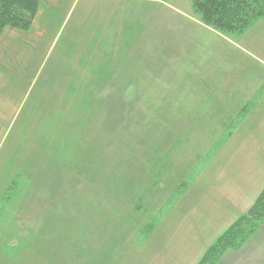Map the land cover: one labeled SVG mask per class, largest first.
Here are the masks:
<instances>
[{
  "label": "rangeland",
  "instance_id": "obj_1",
  "mask_svg": "<svg viewBox=\"0 0 264 264\" xmlns=\"http://www.w3.org/2000/svg\"><path fill=\"white\" fill-rule=\"evenodd\" d=\"M198 3L71 4L21 112L0 118V264H141L127 246L173 234L183 201L215 185L218 149L261 129L264 0L221 22ZM240 224L197 264L229 261L264 203Z\"/></svg>",
  "mask_w": 264,
  "mask_h": 264
},
{
  "label": "crops",
  "instance_id": "obj_2",
  "mask_svg": "<svg viewBox=\"0 0 264 264\" xmlns=\"http://www.w3.org/2000/svg\"><path fill=\"white\" fill-rule=\"evenodd\" d=\"M74 1L38 0L37 13L27 30L5 28L0 33V118L3 122L13 121L21 112L31 74L46 58ZM68 37L70 45L76 46L73 34ZM261 104L264 109V94ZM262 115L260 130L244 128L245 137L240 138L243 130L238 127L228 144L218 149L215 185L205 195L197 193L195 198L183 201L185 207L174 216L177 219L173 220V234H153L141 246H127V250L136 248V256L143 260L141 264H197L217 237L246 216L264 191V110ZM228 145L230 150L225 148ZM27 160L29 168L31 160ZM225 254L230 259L224 264H264V224L239 249H228Z\"/></svg>",
  "mask_w": 264,
  "mask_h": 264
},
{
  "label": "trees",
  "instance_id": "obj_3",
  "mask_svg": "<svg viewBox=\"0 0 264 264\" xmlns=\"http://www.w3.org/2000/svg\"><path fill=\"white\" fill-rule=\"evenodd\" d=\"M239 1L241 0H199L198 9L202 10L205 20H209V17L207 16L209 15L213 18L212 20L214 22H221L225 18L230 19L234 14L236 15L238 13L239 10L237 8V3ZM37 10L38 0H0V33L5 28L21 31L27 30L32 24ZM260 203H264V191L257 198L247 215L240 218L233 227L237 225V228H239L241 225L240 222L246 217H249V219L250 217H253L255 211L259 209ZM217 244L218 242L216 243V246ZM235 245L238 246L239 244ZM214 248L208 250V255L213 252Z\"/></svg>",
  "mask_w": 264,
  "mask_h": 264
}]
</instances>
